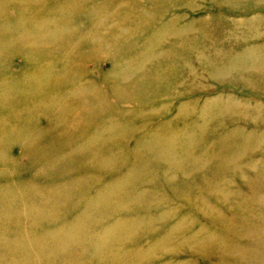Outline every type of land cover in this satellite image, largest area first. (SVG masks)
Instances as JSON below:
<instances>
[{"label":"rangeland","instance_id":"374dc122","mask_svg":"<svg viewBox=\"0 0 264 264\" xmlns=\"http://www.w3.org/2000/svg\"><path fill=\"white\" fill-rule=\"evenodd\" d=\"M257 32L264 0H0V264H264Z\"/></svg>","mask_w":264,"mask_h":264},{"label":"bare ground","instance_id":"6f19581e","mask_svg":"<svg viewBox=\"0 0 264 264\" xmlns=\"http://www.w3.org/2000/svg\"><path fill=\"white\" fill-rule=\"evenodd\" d=\"M109 10V9H108ZM107 13V12H106ZM109 13V12H108ZM69 17H71V18H69V20L66 22L65 21V23H62L63 24V28L64 27H67V28H70V27H73L74 26V28L76 27V23L78 24V27H77V29H80V27H81V23L80 22H78L79 21V12H75V14H69ZM149 22V21H148ZM259 25V24H258ZM82 27H84V26H82ZM67 30V29H66ZM65 30V31H66ZM81 30V29H80ZM155 30H158V29H155ZM70 31H71V29H70ZM55 33H57V37L58 38H60V33H58V32H55ZM136 33H138V31H135V34ZM60 34V35H59ZM62 35H64V34H62ZM67 35V34H66ZM66 35H64V36H66ZM65 40H68V39H66L65 38ZM260 40H263V42H264V33L263 32H257V35H256V33L253 35V37H252V43H254V44H262V43H260L259 41ZM256 41H258V43H256ZM261 46V45H260ZM145 47H146V45H145ZM134 48L136 49V48H138V45H136V46H134ZM137 50V49H136ZM198 50V49H197ZM200 51V50H199ZM143 52L144 53H147L146 55H149V54H151V56H152V51L150 50V48H143ZM237 53V52H236ZM250 54V53H252L251 52V50H247V54ZM240 56H245V55H240ZM251 57H253V53L250 55V58ZM151 58V57H150ZM262 58H264V56H258V57H256L255 59H253V58H251V59H245L246 61H241L240 62V64H241V66L242 65H249L250 66V64H253V61H256L255 63L256 64H259V63H264V60H262V61H260ZM146 61H144V63H145ZM243 62V63H242ZM238 62H236V61H233L232 62V64H231V68L233 69V68H237V67H240V66H238L239 64H237ZM136 65H139V60H137V62H136ZM234 66V67H233ZM56 68V67H55ZM66 84H68L69 85V82L68 83H66ZM65 88V89H64ZM82 90H83V92H85V91H89L90 90V87H83V86H81L80 87ZM61 89H64V90H61ZM76 88L74 87V86H70L69 85V87L67 88L65 85H62V84H59V86H57L56 87V91H59V92H62V93H58L57 95H54L53 94V96L51 97H47V100H49V103L47 104V105H49V107L50 106H54V107H56L57 109L56 110H61V111H64V110H66V109H71V104L70 103H66L65 105H62L61 104V102L59 101V98H63L64 97V95L65 96H68V95H72L73 94V90H75ZM80 92V91H79ZM58 98V99H57ZM57 114V113H56ZM58 117H61L60 116V114H58L57 115ZM133 132V131H132ZM261 211V210H260ZM186 220V219H185ZM171 235V234H170ZM220 236V235H219ZM176 237H177V235H176ZM176 237H171V238H176ZM206 238L207 239H209V238H211V236L209 235V236H206ZM179 239V237H177L176 239H167L166 241H164L163 243H162V246L165 244V248H167L168 246H169V243H171V241H175V240H178ZM221 239V238H220ZM219 239V240H220ZM192 240H193V244L194 245H196V246H200L201 248H197V251H198V253L199 254H203L204 256H210V259L212 258V254L211 253H209V250H208V246H207V244L205 243L206 241H204L203 240V238H198V237H196V236H194L193 238H192ZM7 249L8 248H12L13 247V245L9 242L8 244H7ZM5 247V248H6ZM152 247V246H151ZM220 248V247H219ZM202 251V252H201ZM257 258H258V256H257ZM223 259V258H222ZM225 259V258H224ZM214 260L216 261V262H218V263H221V261H219L220 259H215L214 258ZM215 262V263H216Z\"/></svg>","mask_w":264,"mask_h":264}]
</instances>
